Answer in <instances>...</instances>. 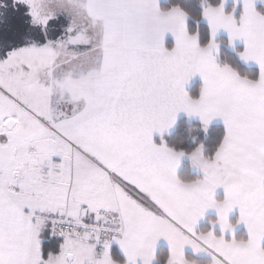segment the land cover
Returning a JSON list of instances; mask_svg holds the SVG:
<instances>
[{"label":"snow or ice","instance_id":"obj_1","mask_svg":"<svg viewBox=\"0 0 264 264\" xmlns=\"http://www.w3.org/2000/svg\"><path fill=\"white\" fill-rule=\"evenodd\" d=\"M257 2L228 10L227 0H199L202 44L179 3L0 0V33L20 41H0V264H198L200 254L208 264H264ZM220 30L230 45L243 42L238 55L258 65L255 78L218 61ZM197 75L193 96L185 85ZM181 113L205 132L222 121L211 152L169 146ZM184 158L201 175L178 176ZM209 210L216 218L203 230Z\"/></svg>","mask_w":264,"mask_h":264},{"label":"trees","instance_id":"obj_2","mask_svg":"<svg viewBox=\"0 0 264 264\" xmlns=\"http://www.w3.org/2000/svg\"><path fill=\"white\" fill-rule=\"evenodd\" d=\"M174 3L181 4L190 13L188 24L189 31L192 32L198 30L200 33L201 43H206L209 29L208 26L203 23L202 17L200 15L201 6L199 0H168L166 3L161 5V8L166 9ZM9 40L11 41L10 46H16L20 42L19 37L0 33V41L7 42ZM219 43L221 45V50L218 61L221 64L228 63L237 69L241 75H247L250 78H255L258 75L259 71L257 69L249 68L240 61L238 53L239 51H242L241 49H238L236 52L230 51L228 49V41L224 38H221ZM168 46H171L170 43ZM200 87L201 85L199 83L193 84L189 93L193 96H198ZM222 134L223 126L221 125L208 127L207 132H205L200 123L189 121L185 118H180L176 122L173 132L165 136L164 139L169 144V146L179 147L185 151H191L198 144L203 143L206 150L211 152L219 142ZM159 142L160 138L156 139V143ZM179 176L182 179H193L199 175L193 172L189 164H184L181 168ZM207 228L208 227L203 226L201 229L206 230ZM238 237L246 238V236L241 235ZM166 250L167 249L165 247H160L158 252H166ZM113 252L114 254H119V250L116 248H113ZM187 255L191 256L190 254ZM195 259L198 261V264H208V260L206 259H200L196 257Z\"/></svg>","mask_w":264,"mask_h":264},{"label":"crops","instance_id":"obj_3","mask_svg":"<svg viewBox=\"0 0 264 264\" xmlns=\"http://www.w3.org/2000/svg\"><path fill=\"white\" fill-rule=\"evenodd\" d=\"M167 1H168V0H159V4H160V6H161L162 4H164V3H166ZM233 3H234V0H227L226 8H228V10H229L230 8H232ZM257 7H258L261 11H264V4L260 3V0H258V2H257ZM230 10H231V9H230ZM239 11H240V6L237 5V15L239 14ZM202 20H203V23H204L205 25L208 26L207 21L204 20L203 18H202ZM187 23L189 24V19H188ZM221 38H224V39H226V40L228 41L229 38H228V34H227L226 31H224V30H220V31L217 32L215 39H216V41H217L218 43H219V40H220ZM169 43H170L171 46H172V44L174 43V39L171 37L170 34H169L168 36H166V45L168 46ZM228 49H229L230 51H232V52H236L238 49L243 50V42H242V41H236V42H234L233 45H230V44L228 43ZM220 50H221V45H220V43H219V50H218V56H217V59L219 58ZM239 59H240V61H241L244 65H246L247 67H249V68H255V69H257V70L259 71L258 65H256L254 62H244L243 60H241L240 57H239ZM195 83H199L200 85H202V80H201V78H200L198 75H197L196 77H193V78L190 80V82L187 83V84L185 85L186 90L189 92L190 89H191V87H192L193 84H195ZM180 118H185V119H187V120H189V121H193V122H197V123H200V124H201L199 118H197V117L189 118V117H187L186 114H184V113L179 114V116H178V118H177V121H178V119H180ZM214 125H221V126H223V123H222L221 120L216 119V120H213V121L210 123L209 127L214 126ZM174 128H175V126H174L172 129H170L169 134H171V133L173 132ZM169 134H166L165 136H167V135H169ZM158 138H160L159 135H154V140H155V142H156V139H158ZM184 164H189L190 167L192 168V170H193L194 173H196V174H198V175H201V172H200L198 169H196V168L192 165L191 161L188 160L187 158H184V159L181 161V164H180L179 168L177 169V174H178V176H179L180 171H181V168H182V166H183ZM222 197H223V193H222V191H219V192L217 193V198H222ZM238 216H239L238 209H237V210H234V211L230 214V220H231V222L235 224L236 221H237V219H238ZM215 218H216V213H215V211H214V210H209V211L206 213L205 219L201 220L199 227H200V228H202L203 226H205V227H210L208 221H209L210 219H213V220H214ZM236 235H237V236H239V235H241V236H247L246 228H245V226H244L242 223L237 225V227H236ZM160 247H165V248L167 249V245H166L164 242H161V243H160V245L158 246V249H159ZM114 248H116V247H114ZM116 249L119 250L118 248H116ZM187 254L192 255L191 250H186V255H187ZM196 258L206 259V260H209V259H210L206 254H200V255L196 256Z\"/></svg>","mask_w":264,"mask_h":264}]
</instances>
